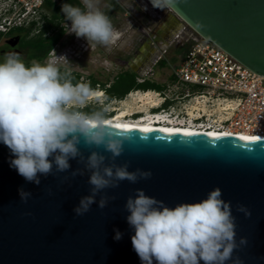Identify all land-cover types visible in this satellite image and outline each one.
Returning a JSON list of instances; mask_svg holds the SVG:
<instances>
[{
    "label": "water",
    "instance_id": "obj_1",
    "mask_svg": "<svg viewBox=\"0 0 264 264\" xmlns=\"http://www.w3.org/2000/svg\"><path fill=\"white\" fill-rule=\"evenodd\" d=\"M166 7L196 36L264 77V0H176L174 7ZM111 128L130 137L115 161L102 147L81 145L84 162L69 159L70 169L59 173L54 165L52 174L39 176V185L10 167L14 157L0 142V264H142L131 243L134 229L126 219L127 198L142 189L174 207L198 202L216 187L222 199L231 202L237 244L247 239L226 264L237 257L241 264H264V142ZM93 150L108 158L101 168L114 162L152 175L102 190L90 211L76 216L73 210L80 199L91 194L86 162ZM77 169L83 175L73 177ZM21 188L31 193L26 203ZM105 195L115 199L101 209L98 202ZM238 205L251 215L238 212ZM117 231L122 234L119 240L114 238Z\"/></svg>",
    "mask_w": 264,
    "mask_h": 264
},
{
    "label": "clouds",
    "instance_id": "obj_2",
    "mask_svg": "<svg viewBox=\"0 0 264 264\" xmlns=\"http://www.w3.org/2000/svg\"><path fill=\"white\" fill-rule=\"evenodd\" d=\"M81 6L62 4L61 11L70 22L69 32L84 38L90 46L110 49L120 39L110 16L100 7L101 0H80ZM153 7H174L176 0H151ZM54 55L44 63L26 64L18 52L5 53L0 62V142L10 150L14 168L26 181L36 185L39 176H48L70 169L69 159L84 158L81 145L86 148H103L115 161L123 152L130 137L125 131L111 128L107 123L108 107L100 94L89 84L73 83L71 63L66 56ZM100 105L90 112L82 110L90 97ZM104 99H107L104 97ZM146 140V136H141ZM51 158V159H50ZM108 159L98 151H91L86 168L90 171L88 183L91 194L80 199L74 208L76 216H83L97 203L95 197L102 190L116 188L127 180L136 183L149 179L150 171L128 170V164L111 163L101 168ZM83 175L80 169L71 173ZM21 201L31 196L21 188ZM109 199L101 196L98 207L103 209ZM126 219L134 229L131 243L142 264H226L233 252L246 245L242 237L236 242V223L231 202L222 199L219 187L212 189L198 202H182L169 207L163 201L136 189L127 198ZM237 211L250 216L243 205ZM115 239L122 238L117 231ZM233 264H241L237 257Z\"/></svg>",
    "mask_w": 264,
    "mask_h": 264
},
{
    "label": "built area",
    "instance_id": "obj_3",
    "mask_svg": "<svg viewBox=\"0 0 264 264\" xmlns=\"http://www.w3.org/2000/svg\"><path fill=\"white\" fill-rule=\"evenodd\" d=\"M47 1L0 0V33L6 34L15 28H40L44 23ZM63 26L65 31L70 28L69 25ZM83 50L82 45L80 52ZM154 75L153 68H150L139 81L153 79ZM170 75L172 82L167 85V90L175 96L187 98V101L180 102L181 109H188L186 114L162 111L144 117L160 118L165 121L162 124L165 126L264 137V77L221 48L198 36L192 37ZM134 93H150L158 102L156 108L165 102L155 91ZM94 100L89 98V102Z\"/></svg>",
    "mask_w": 264,
    "mask_h": 264
},
{
    "label": "crops",
    "instance_id": "obj_4",
    "mask_svg": "<svg viewBox=\"0 0 264 264\" xmlns=\"http://www.w3.org/2000/svg\"><path fill=\"white\" fill-rule=\"evenodd\" d=\"M103 1L104 3L100 7L110 16L114 27L120 33L117 43L107 49L108 51L118 49L117 51L121 52L115 54V62L117 66H120V69L132 72L139 79L150 68H153L156 73V67L162 60L166 61V55H172L177 52L178 48L183 49L182 54L186 50L187 47L183 46L182 36L190 37V32L166 7L164 9L153 7L151 0ZM45 12L48 15V11L45 10ZM129 14L136 17L139 30L123 24ZM147 18L153 22L149 33L145 30ZM98 47L105 49L99 45ZM159 70L162 73L161 77H164L165 67L159 68ZM170 74L171 71L169 77H171ZM161 77L157 79L162 80Z\"/></svg>",
    "mask_w": 264,
    "mask_h": 264
},
{
    "label": "flooded vegetation",
    "instance_id": "obj_5",
    "mask_svg": "<svg viewBox=\"0 0 264 264\" xmlns=\"http://www.w3.org/2000/svg\"><path fill=\"white\" fill-rule=\"evenodd\" d=\"M64 25L70 26V22H68ZM136 29H138V28L136 27ZM188 30L190 32V37H186L184 39V42H183L184 48L187 47V43L189 44V40L192 37L196 36L192 30H190L189 28H188ZM39 33H40V29H37V30L32 29L30 31L29 38L30 39L34 38ZM51 36H52L51 31H47V32L43 33V37L45 39H49ZM64 38H65V34L61 38V40L56 44V46L54 48L55 53L56 54L60 53L61 56H66L68 58L71 57L73 53L77 54L76 57L72 56L74 58H73V61L71 63V66H72L71 72H72V75L74 77L73 83H86V84H89L94 91H101L105 95V97L107 98V99H104V101H103L104 105L107 106L111 103H120L124 99H126L129 95H132V93H134L135 91H141V90H137V89H132L122 97H120V95L118 93L114 94V92H112L111 89L115 83V78L119 73L123 72L124 70L118 72L114 76V78L108 77V75H104L102 73L97 74L95 61H93L91 59L93 58L92 52H94L98 48V45L95 47H93L91 45L89 46L86 39L77 38L75 36V34L73 36L72 41H71V39H69V37L67 38V41H69L68 42L69 44L66 43L67 41H65ZM17 39H20V37L18 35H5V34H3L0 37V62H3L5 53L18 52L26 64H31V62L34 60L37 62H40V63H44L47 59H49L50 57H52L54 55L53 50H52L50 52L49 56L47 58H45L44 60H39L38 58H34V57H32V51L31 50H27V51L24 50L21 47L19 40L17 41ZM66 44H68V45H66ZM82 45L85 47V50H83V52H80V48ZM185 45H186V47H185ZM119 53H121V52L115 51V54H119ZM82 55L87 56L88 59L85 61H82V59L84 60ZM79 62H81L85 66V69L79 67ZM86 70H88V71H86ZM139 80H140V78L137 80V84L147 81V79H145L142 82H140ZM148 81H151L157 85V87L151 91H155V92L160 93L161 96L165 99V102L160 107H158V108L155 107V109L150 110V113H159L162 111H166L167 113H170V114H173V113H178L179 115L180 114H182V115L186 114L185 110H188V109H181L180 102L181 101L182 102L187 101V98L183 97L182 95L175 96L174 94H172L170 91L167 90V85L172 82L171 77H168V79L160 80V81L154 80V78H153V79H149ZM137 84L134 85V88L137 87ZM143 92H145V91H143ZM99 106L100 105H98L95 101L89 102L86 106L82 107V110L86 111V112H90ZM115 112H116V109H109V111L107 113L108 118L112 117L115 114ZM140 116H142V115H140V113H134V114L132 113V115H130V117H127V120H136Z\"/></svg>",
    "mask_w": 264,
    "mask_h": 264
},
{
    "label": "trees",
    "instance_id": "obj_6",
    "mask_svg": "<svg viewBox=\"0 0 264 264\" xmlns=\"http://www.w3.org/2000/svg\"><path fill=\"white\" fill-rule=\"evenodd\" d=\"M65 3L82 7L80 0H48L44 6V9L48 11V15L44 16L43 25L37 28L40 29V33L36 37L29 38L32 28H15L5 35H18L20 37L19 43L24 50H31L32 57L44 60L49 56L50 52L65 34L63 25L69 22L65 20L64 14L61 11V6ZM47 31H51L52 33L49 39L43 37V33ZM2 35L3 34L0 33V37ZM158 66H160V68L165 67V61L162 60ZM137 80L138 78L132 72L127 70L123 71L116 76L111 91L114 92V94L118 93L120 97H122L132 89L151 91L157 87L155 83L148 80L137 84ZM136 84L137 87L134 88Z\"/></svg>",
    "mask_w": 264,
    "mask_h": 264
},
{
    "label": "rangeland",
    "instance_id": "obj_7",
    "mask_svg": "<svg viewBox=\"0 0 264 264\" xmlns=\"http://www.w3.org/2000/svg\"><path fill=\"white\" fill-rule=\"evenodd\" d=\"M104 1L101 0V4H103ZM136 17H134L133 14H129L128 16H126L124 23L123 24H127L129 26H133L134 28L137 27V22H136ZM145 30L147 33L150 32V29H152V20L147 18L146 22H145ZM74 33H70L69 32V28H67V30L65 31V38L64 40L67 41V38L69 37V39H73ZM183 39H185V36H182ZM69 41H67L66 43H68ZM69 44V43H68ZM66 44V45H68ZM104 48V47H103ZM127 48V47H125ZM118 49H113L111 51H108L107 49H101L100 47H98L94 52H92V56L93 58L91 60L95 61V65H96V72L97 74H104V75H108V77L114 78V76L122 71V69H120V66H117L116 62H115V51H117ZM182 50L178 48L177 52L175 53H171L172 55L168 54L166 55V61H165V69H166V74H164V77L162 76L161 71L159 70L160 66L156 67V73L154 76V80L160 81L157 78H160L162 80L168 79L169 77V73L170 71H172L173 67H175L176 65L179 64L180 60H181V56L180 54H182ZM57 56H61L60 53L56 54ZM87 55V54H86ZM84 60L82 59V61H85L88 59L87 56L82 55ZM171 56V57H170ZM68 58V57H67ZM74 57H69L68 61L70 63H72ZM88 63V62H87ZM79 67L85 69V66L79 62ZM71 70H72V66H71ZM88 71V70H86ZM156 77V78H155ZM146 92V91H145ZM142 94H138L135 95V93H132V95H129L126 99H124L122 102L120 103H111L109 105H107L108 109H116V112H120L121 111H125L128 113L127 117H130V115H132V113H140V115H144L145 114H149L150 110H152V108H149L150 106L145 104L144 106H142V103H140L138 101V98L141 96ZM104 97L105 95L103 94L100 99L102 101H104ZM153 100H156L154 98H152ZM96 102V99L94 100ZM139 106H142L141 108ZM145 107H147L145 109ZM143 108V109H142ZM145 110V111H144ZM133 111V112H132ZM115 112V114H116ZM130 113V114H129Z\"/></svg>",
    "mask_w": 264,
    "mask_h": 264
},
{
    "label": "bare ground",
    "instance_id": "obj_8",
    "mask_svg": "<svg viewBox=\"0 0 264 264\" xmlns=\"http://www.w3.org/2000/svg\"><path fill=\"white\" fill-rule=\"evenodd\" d=\"M97 94H100V97L102 96L101 91H94ZM153 97L151 96L150 93H147L145 95H141L138 98V101L142 103V106L145 104L149 105V108L154 109L155 107L158 106V102L156 100L152 99ZM90 99H96L95 96L90 97ZM142 106H139L140 108ZM147 107H145L146 109ZM143 109V108H142ZM145 111V110H144ZM133 112V111H132ZM130 114V113H129ZM127 115L128 113L126 110L120 112H116L112 117L108 118L106 123L110 127H115L118 129H134V130H144V131H162V132H169V133H178V134H187V135H202V136H211V137H233L237 139H242V140H257V141H262L264 142V137L260 136H252L248 134H232L229 132H212V131H201V130H193L191 128H180V127H172V126H165L162 125L163 122L160 120L156 119H151V118H146L144 115L140 116L138 120L136 119L135 122H129L127 121ZM146 115V114H145Z\"/></svg>",
    "mask_w": 264,
    "mask_h": 264
}]
</instances>
